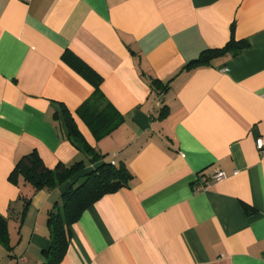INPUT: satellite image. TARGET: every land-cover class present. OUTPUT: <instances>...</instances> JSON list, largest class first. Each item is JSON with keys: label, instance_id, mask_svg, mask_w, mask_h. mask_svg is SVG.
<instances>
[{"label": "crops", "instance_id": "0c3cea01", "mask_svg": "<svg viewBox=\"0 0 264 264\" xmlns=\"http://www.w3.org/2000/svg\"><path fill=\"white\" fill-rule=\"evenodd\" d=\"M230 37L246 45L184 68ZM81 64L123 118L101 138L76 114L94 90ZM63 106L105 157L92 163L73 144ZM259 137L264 0H0V213L12 246L0 244V264L42 263L49 211L75 178L14 183L31 151L50 169L108 160L132 174L69 226L59 264H264Z\"/></svg>", "mask_w": 264, "mask_h": 264}, {"label": "trees", "instance_id": "16d2710c", "mask_svg": "<svg viewBox=\"0 0 264 264\" xmlns=\"http://www.w3.org/2000/svg\"><path fill=\"white\" fill-rule=\"evenodd\" d=\"M245 42H239L230 37V40L222 48H206L196 58L189 60L185 69L208 63V61L220 54L239 52L245 46ZM77 70L93 85L91 95L76 109V114L88 125L96 138L110 134L123 118L115 110H111L109 102L99 89V79L85 65L77 66ZM158 80H153L156 87L160 86ZM168 84L163 85V90ZM69 136L73 144L83 153L89 156V161L95 163L105 154L97 152L90 146L80 133L72 113L63 106L62 109ZM163 115V114H162ZM86 164L82 160H76L69 164L59 162L53 169L47 168L35 151L21 157L9 174V179L17 183L18 176L29 183L34 191L42 188H54L74 178L61 194L60 203H55L50 209L47 218L50 244L43 251L44 259L41 264H59L64 257L68 245L69 226L78 220L85 208L91 205L101 196L128 186L132 177L123 162L114 164L108 160H102L96 167L84 171ZM24 199L28 204L29 198ZM25 205V206H26ZM0 244L10 252L12 246L9 243L7 218L0 213Z\"/></svg>", "mask_w": 264, "mask_h": 264}, {"label": "built area", "instance_id": "2783aa9c", "mask_svg": "<svg viewBox=\"0 0 264 264\" xmlns=\"http://www.w3.org/2000/svg\"><path fill=\"white\" fill-rule=\"evenodd\" d=\"M27 1V0H26ZM256 147L260 152L264 153V138L259 137L256 139ZM225 174L223 171H218L214 176L213 179L214 180H221L222 178H224ZM208 184H206V186H199L198 189H204L207 188Z\"/></svg>", "mask_w": 264, "mask_h": 264}]
</instances>
